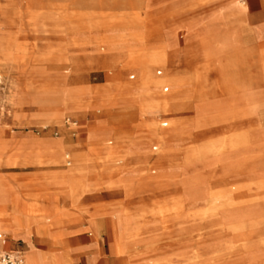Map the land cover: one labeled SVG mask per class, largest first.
I'll return each instance as SVG.
<instances>
[{
	"label": "rangeland",
	"instance_id": "rangeland-1",
	"mask_svg": "<svg viewBox=\"0 0 264 264\" xmlns=\"http://www.w3.org/2000/svg\"><path fill=\"white\" fill-rule=\"evenodd\" d=\"M49 2L40 9L29 0H0V182L7 199L0 217L19 207L41 221L45 205L54 208L53 216L65 215L61 244L49 236L31 238L43 253H62L64 264H141L131 256L147 249L145 236L154 248L149 264H256L264 247L246 245L264 242V39L250 38L264 23V0H239L247 9L242 16L225 0ZM163 46L170 50V70L187 83L180 92L164 84L150 96L135 94L133 57ZM211 49L216 54L208 59ZM239 59L255 77L253 101L233 83L243 74ZM74 62L84 79L67 86L64 76L74 74ZM208 65L209 73L203 69ZM199 71L208 79V103L199 102V87L191 83ZM165 72L153 68L156 78ZM70 90L86 93L67 109L62 100ZM150 97L170 100L172 111L147 109ZM46 110L62 111L63 117L37 119ZM151 121L158 123V138ZM177 122L183 126L179 138ZM87 123L102 127L103 134L82 139L78 128ZM232 136H239L238 149L184 167L192 146ZM55 141L65 146L61 159ZM105 146L114 148L106 167ZM76 153L84 155L75 177L83 184L72 194L57 178L76 167ZM231 182L251 187L221 197ZM174 199L183 208L162 215ZM166 201L167 207L161 205ZM118 211L127 213L128 225L114 229ZM93 215L96 232L90 229ZM0 233L11 242L6 251L23 250L28 264L30 244Z\"/></svg>",
	"mask_w": 264,
	"mask_h": 264
},
{
	"label": "bare ground",
	"instance_id": "bare-ground-1",
	"mask_svg": "<svg viewBox=\"0 0 264 264\" xmlns=\"http://www.w3.org/2000/svg\"><path fill=\"white\" fill-rule=\"evenodd\" d=\"M50 0H29V5L31 6H36L40 9H45L47 5H50L51 3L49 2ZM228 6H230L232 9L236 10L239 15H243L245 11L247 10L245 7H242L239 3V0H225ZM138 16V15H137ZM253 42L260 41L261 39H264V23L261 26L255 27L252 31L251 38ZM112 46V45H111ZM215 49V48H213ZM211 49L209 53H206V57L208 59H212L211 55H215L216 53L214 50ZM211 53V54H210ZM140 54L137 56L133 57L132 61V67L135 68L138 71L139 74V80L137 85L134 87V90L132 91L136 93H140L142 95H152L157 92L158 89L161 88L162 85L167 84L170 85L174 88L176 92L182 91L184 88L185 84L187 81H185L184 78L173 74V72L170 70V50L168 46H163L160 50L153 52V53H148L146 55ZM210 56V57H209ZM107 58V57H106ZM103 59V62L100 64L101 67L105 68L108 66L107 64V59ZM75 63V64H74ZM74 74L67 72V74L64 76L65 78V83L67 86H70L72 84H76L79 82H82L84 79V75H82L79 71V64L74 62ZM248 63V62H247ZM246 60L244 61L243 59H239V62L237 63V67H248L249 63L247 64ZM227 64L224 63L222 65L223 68H225V73L224 76V81L229 84L231 75L229 72H227ZM159 66V67H164L166 69L165 74L161 78H156L153 73V68ZM204 71L207 73L210 72L211 67L208 65L207 67L203 68ZM243 70V74H238L236 77V80L233 82L236 85L237 91L239 94L243 95L246 97V99H251L253 101V96L255 95V89H256V81L255 77L252 74V70L247 68H241ZM240 70V71H242ZM112 70H109V73ZM202 74V72H197V74L193 77V80H191V83H194L195 86L198 85L197 91V96L198 100L200 103H208L211 100V95L209 94V84H208V79ZM168 90V89H167ZM86 91L84 90H70L68 93V96H66L65 99L62 100L63 105L67 106L66 108L69 109L70 106L72 105H77L79 101L81 100L79 97H81L83 94H85ZM213 98V97H212ZM146 107L147 109H152V108H157L161 111H165L167 113H170L172 111V102L170 100H158L154 98H146ZM35 102L40 103L39 100H35ZM50 111V112H49ZM63 117V112H55L52 110H46V112L40 113L37 116V119L44 120V119H62ZM158 125L157 121L152 122L149 125L151 129H153L154 132H157L156 138H158V130L155 129ZM164 125H168L167 123H164ZM235 124L232 125L235 126ZM198 126V125H197ZM79 131L81 133L82 139L92 141L94 139H97L101 134H103V129L102 127H98L95 125H90V124H84L81 125L79 128ZM173 129H175L176 136L179 138V135L181 133V129H183L182 123L177 122L173 123ZM163 138V137H161ZM177 138V139H178ZM239 136H232V137H226L223 138L219 141H209V142H202L199 144H196L189 148V151L187 153L186 157V165L184 167L188 166H194L195 162H201L206 160L209 155H213L212 153L220 152V151H232L235 149H238L240 144L239 141ZM165 141L167 139H170L169 136L164 137ZM195 139V138H194ZM195 141V140H194ZM52 147L54 149H57L55 152V156L59 157L60 159L64 156L63 152H65V146L61 141H55L52 144ZM142 148L144 147V143L142 144ZM112 149L107 148L106 146L103 147V154L105 155L103 157V166H109L111 165L112 162ZM156 149V148H155ZM111 150V151H110ZM66 157L69 158V154H65ZM55 157V158H56ZM223 158V157H222ZM57 159V158H56ZM58 160V159H57ZM75 161H76V167L72 170V172L69 173H64L63 175L58 176L57 182H60L61 184L63 183L64 185L69 186L71 189V193L75 194L77 190L80 189V187L83 184V179L81 178H76V175L78 174V170L80 168V165L83 164L84 161V155L82 153H76L75 154ZM258 162H262L261 159H257ZM222 162V161H220ZM224 164L226 162L228 163V158H225L223 160ZM231 166H233V163H230ZM259 166L262 167V164L259 163ZM263 170V172H262ZM122 171V170H120ZM124 171V169H123ZM122 171V172H123ZM108 169H104L103 173H108ZM125 172V171H124ZM82 173V172H81ZM126 173V172H125ZM260 174L264 176V167L261 169ZM81 176V175H80ZM261 184L264 183L260 182ZM251 187L250 185H245L242 183H233L232 182L224 188V191L220 193L221 197H227L229 194L232 193H238L241 192L242 190ZM218 199V198H217ZM173 208H168L164 211H162V215L165 213H171L176 212L179 213L180 210L183 208L184 203L179 202L177 199L173 200ZM7 199H6V190H5V184L4 182H0V203L1 204H6ZM186 202V201H184ZM167 201L163 205L164 207H167L166 205ZM261 205V204H260ZM54 208L45 205L39 209V213L43 216L41 221H36L28 216H26L22 210L17 207L13 213H8L6 210H3V213L1 214L0 217V231L4 232L6 235H11L13 236V240L24 238L30 246L29 250L27 251V261L28 264H64V255L62 253H43L40 248H38L37 244L32 243L31 238L35 235L38 234L39 236H49L55 242H60L62 241V237L65 231V215L62 213H58L56 215H52L56 212L53 210ZM171 211V212H170ZM212 213L211 210H207L205 214L210 215ZM116 217V221H112L113 223V228L116 229L119 225L125 226L128 225L126 224L127 219L126 215L127 213H124V211H118L114 213ZM40 222V223H39ZM105 222V221H103ZM102 222V223H103ZM162 222H168V219H164ZM90 224H91V231L96 232L99 227V220L98 218L93 215L90 218ZM144 224V223H143ZM142 224V225H143ZM140 226V229L147 227L146 225ZM143 230V229H142ZM62 242H60L61 244ZM142 243H145L147 249L143 252L140 253H135L134 255L131 256V259L141 263V264H149V262L154 261L153 253H154V248H152V242L151 239L148 237H144ZM11 242L7 239H1L0 238V249L2 250H8L10 248ZM247 249L250 247H253L254 249H261L264 247V242L256 243V244H248L246 245ZM264 255V254H263ZM255 262L256 264H264V256L261 259H258L255 257Z\"/></svg>",
	"mask_w": 264,
	"mask_h": 264
},
{
	"label": "built area",
	"instance_id": "built-area-1",
	"mask_svg": "<svg viewBox=\"0 0 264 264\" xmlns=\"http://www.w3.org/2000/svg\"><path fill=\"white\" fill-rule=\"evenodd\" d=\"M0 238L5 239V235L0 233ZM0 264H25L23 250L6 251L0 249Z\"/></svg>",
	"mask_w": 264,
	"mask_h": 264
}]
</instances>
